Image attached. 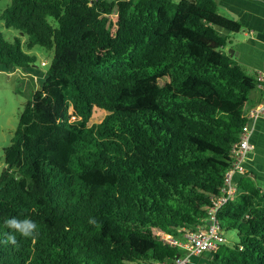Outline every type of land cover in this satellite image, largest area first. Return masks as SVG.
I'll return each mask as SVG.
<instances>
[{
    "label": "trees",
    "instance_id": "1",
    "mask_svg": "<svg viewBox=\"0 0 264 264\" xmlns=\"http://www.w3.org/2000/svg\"><path fill=\"white\" fill-rule=\"evenodd\" d=\"M5 28L52 51L24 103L0 172V240L9 217L38 236L0 244V264H160L207 216L253 106L257 76L224 48L242 24L218 0H9ZM0 61L35 63L0 33ZM25 65V66H24ZM164 81V84L161 82ZM78 121H71L69 102ZM106 115L88 126L93 111ZM235 177L218 212L237 240L211 264H264V187Z\"/></svg>",
    "mask_w": 264,
    "mask_h": 264
},
{
    "label": "rangeland",
    "instance_id": "2",
    "mask_svg": "<svg viewBox=\"0 0 264 264\" xmlns=\"http://www.w3.org/2000/svg\"><path fill=\"white\" fill-rule=\"evenodd\" d=\"M9 0H0V15L3 13ZM220 14L224 15V10L219 9ZM223 34L224 32L221 31ZM0 33L3 38L17 45V41L21 44L23 52L28 54L31 58H35V63L27 67L9 66L7 67L4 62L0 61V172L4 168V150L12 141L14 132L18 127L21 111L23 110L24 103L28 101L32 93L42 87L46 77V71L50 65L53 52L46 51L39 46L33 49L26 48L29 42L28 37L24 36L20 31L15 29H7L4 23L0 21ZM233 36L235 33L232 34ZM237 37L244 39L242 33H238ZM229 46L224 48V51L229 54ZM1 59V58H0ZM46 63V65H45ZM45 65V66H43ZM25 66V65H24ZM164 84V81L161 82ZM69 102V114L71 121H78L80 117L77 116L71 105L69 94H66ZM106 115L104 111H93L88 126L99 123L100 120ZM256 184L263 187L264 181L257 178ZM226 243L231 244L237 240L234 231L224 232ZM206 254L202 255L205 256Z\"/></svg>",
    "mask_w": 264,
    "mask_h": 264
},
{
    "label": "built area",
    "instance_id": "3",
    "mask_svg": "<svg viewBox=\"0 0 264 264\" xmlns=\"http://www.w3.org/2000/svg\"><path fill=\"white\" fill-rule=\"evenodd\" d=\"M262 80L263 76L259 74L257 87H261ZM245 117L247 122L242 128L238 141L232 146L230 169L225 175L220 194L211 198V206L207 211L206 218L194 230L182 229L180 237H170L164 233H158L165 245L179 249L183 254L170 263L160 264H190L191 257H201L204 254L215 252L220 245L226 243L217 214L236 195L235 177L248 173L246 161L254 149L251 142L253 133L251 122L255 123L264 118V95L259 103L246 111Z\"/></svg>",
    "mask_w": 264,
    "mask_h": 264
},
{
    "label": "crops",
    "instance_id": "4",
    "mask_svg": "<svg viewBox=\"0 0 264 264\" xmlns=\"http://www.w3.org/2000/svg\"><path fill=\"white\" fill-rule=\"evenodd\" d=\"M218 1L221 9L227 15L229 13L234 15L243 26L240 32L244 39L237 37L238 33L234 36L232 33H224L229 37L227 46L233 50V58L249 75L263 76L261 87H257L251 94V103L256 105L264 95V0ZM251 126L253 129L251 142L254 149L248 156L246 168L248 173H253L256 178L264 181V118L255 123L251 122ZM190 264L211 263L206 254L191 257Z\"/></svg>",
    "mask_w": 264,
    "mask_h": 264
},
{
    "label": "clouds",
    "instance_id": "5",
    "mask_svg": "<svg viewBox=\"0 0 264 264\" xmlns=\"http://www.w3.org/2000/svg\"><path fill=\"white\" fill-rule=\"evenodd\" d=\"M3 226L10 231L4 233L7 239L0 240V244H11L15 246L17 244V235L34 240L39 234L37 223L28 217H25L24 219H19L15 216L6 218Z\"/></svg>",
    "mask_w": 264,
    "mask_h": 264
},
{
    "label": "water",
    "instance_id": "6",
    "mask_svg": "<svg viewBox=\"0 0 264 264\" xmlns=\"http://www.w3.org/2000/svg\"><path fill=\"white\" fill-rule=\"evenodd\" d=\"M229 15H230L233 19L237 20L236 17H235L234 15H232V14H230V13H229ZM232 52H233V50H229V55H230L231 57H233ZM178 257H179V255H176V256H175V258H178Z\"/></svg>",
    "mask_w": 264,
    "mask_h": 264
}]
</instances>
